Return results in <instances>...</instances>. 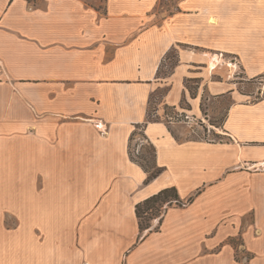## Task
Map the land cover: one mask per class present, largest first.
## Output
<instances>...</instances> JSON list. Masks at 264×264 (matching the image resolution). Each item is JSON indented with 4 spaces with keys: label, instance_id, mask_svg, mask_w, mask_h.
I'll list each match as a JSON object with an SVG mask.
<instances>
[{
    "label": "crops",
    "instance_id": "obj_1",
    "mask_svg": "<svg viewBox=\"0 0 264 264\" xmlns=\"http://www.w3.org/2000/svg\"><path fill=\"white\" fill-rule=\"evenodd\" d=\"M173 2L0 0V264H264V98L233 102L214 143L150 119L176 48L168 107L214 53L264 74V0ZM171 187L183 205L142 232L137 205Z\"/></svg>",
    "mask_w": 264,
    "mask_h": 264
},
{
    "label": "rangeland",
    "instance_id": "obj_2",
    "mask_svg": "<svg viewBox=\"0 0 264 264\" xmlns=\"http://www.w3.org/2000/svg\"><path fill=\"white\" fill-rule=\"evenodd\" d=\"M84 1L89 6H94L100 10L106 4L105 0ZM163 5L172 8L175 3L173 1L158 0V6ZM179 50L180 48H176L170 52L160 68L159 78L163 80V85L152 96L150 116L154 119L174 121L176 129L184 135H189V137L198 138L209 143L218 142L222 140V136H218L216 134L217 130L212 127L219 128L222 125L233 102L237 100L255 102L264 98V74L246 75L238 54L214 53L209 56L207 62L196 65L199 68L194 70V75L186 78L184 89L186 95L183 97L180 107H168L164 104V100L172 89L170 78L180 62ZM215 54L218 57L216 62H213ZM136 132L131 149L136 152L137 146L143 145L144 142L141 155H148L146 150L149 143L145 142V136L142 135L143 128L136 130ZM161 205L158 209L161 208ZM166 206L168 205H165L164 208ZM152 213H156V209ZM240 244L241 241L235 239L234 245L238 246ZM238 255L239 259L248 256L239 252Z\"/></svg>",
    "mask_w": 264,
    "mask_h": 264
},
{
    "label": "trees",
    "instance_id": "obj_3",
    "mask_svg": "<svg viewBox=\"0 0 264 264\" xmlns=\"http://www.w3.org/2000/svg\"><path fill=\"white\" fill-rule=\"evenodd\" d=\"M150 119H153V117L150 116ZM133 139H134V135L132 136L130 141V158L133 161L137 162L145 170V172L148 173L149 176L147 181L149 182L157 178L162 173V170L156 167V150L153 147V145H149L148 149L146 150L148 155H142L140 161H136L131 154V144ZM161 204H163L164 206L165 205L172 206L174 204L182 206L183 202L179 197L177 189L171 187L159 192L158 194L138 204L136 207V213L139 219L140 230L142 232L150 229L152 220L162 215V210L164 206H162ZM159 205H161L160 209H158ZM155 209H156V213L153 214L152 212Z\"/></svg>",
    "mask_w": 264,
    "mask_h": 264
},
{
    "label": "built area",
    "instance_id": "obj_4",
    "mask_svg": "<svg viewBox=\"0 0 264 264\" xmlns=\"http://www.w3.org/2000/svg\"><path fill=\"white\" fill-rule=\"evenodd\" d=\"M167 1H173V0H167ZM155 117V116H154ZM145 142H147V144H148V141L146 140ZM143 145H144V142H143ZM143 145H138L137 146V150H136V152H134L132 149H131V154H132V156H133V158L136 160V161H140V158H141V153H142V147H143Z\"/></svg>",
    "mask_w": 264,
    "mask_h": 264
},
{
    "label": "bare ground",
    "instance_id": "obj_5",
    "mask_svg": "<svg viewBox=\"0 0 264 264\" xmlns=\"http://www.w3.org/2000/svg\"><path fill=\"white\" fill-rule=\"evenodd\" d=\"M221 132V131H220Z\"/></svg>",
    "mask_w": 264,
    "mask_h": 264
}]
</instances>
